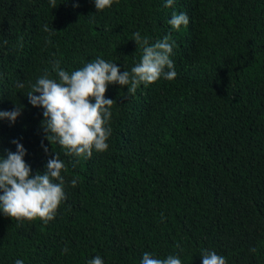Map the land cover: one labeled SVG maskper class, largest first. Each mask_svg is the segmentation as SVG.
Segmentation results:
<instances>
[{"label":"trees","instance_id":"obj_1","mask_svg":"<svg viewBox=\"0 0 264 264\" xmlns=\"http://www.w3.org/2000/svg\"><path fill=\"white\" fill-rule=\"evenodd\" d=\"M55 3L0 0V111L21 110L0 120V158L18 141L33 175L57 154L67 168L54 220L0 211V264H141L144 252L202 264V249L264 264V0H114L100 12L94 0ZM173 12L189 17L180 31ZM137 32L149 45L171 36L176 78L134 95L108 85V149L64 156L46 139L31 85L46 72L58 80L57 61L68 72L96 58L130 71Z\"/></svg>","mask_w":264,"mask_h":264},{"label":"clouds","instance_id":"obj_2","mask_svg":"<svg viewBox=\"0 0 264 264\" xmlns=\"http://www.w3.org/2000/svg\"><path fill=\"white\" fill-rule=\"evenodd\" d=\"M113 2L94 0L97 12L111 8ZM49 3L53 8L56 7L55 0H49ZM173 3L174 0H166L165 6L172 7ZM168 23L173 30L180 31L182 26L189 24V17L186 13L173 12ZM44 31H49L48 25L44 26ZM133 41L138 48L143 45V50L140 61L130 71L121 72L117 63L96 58L82 68L68 72L61 69L57 61L54 69L58 80L50 78L46 72L31 85L27 97L34 107L44 109L42 128L46 139L52 145L59 144L64 156L91 158L93 150L103 152L108 149L107 140L111 130L107 125L115 103L105 98L108 85L127 86L129 94L134 95L140 85H152L161 78L169 81L176 78L177 72L170 59L174 48L170 35L149 45L148 39H142L137 32ZM17 87L22 89L25 85L17 83ZM20 114L19 107L13 111H0V120L14 123ZM14 143L17 151H9L7 158H0V191L3 193L0 195V211L16 221L39 219L47 224L55 219L61 203L66 199L65 177L62 175V172L67 171L66 165L57 154L48 160L44 173L33 175L24 159L26 150L18 141ZM44 150L48 151L46 147ZM77 179L71 180L73 188L77 185ZM68 251L65 247L62 254ZM200 256L202 264H227L226 258L214 251L202 249ZM15 264H23V261L17 259ZM88 264H104V261L96 256ZM141 264L182 262L178 256L169 255L161 259L144 252Z\"/></svg>","mask_w":264,"mask_h":264}]
</instances>
